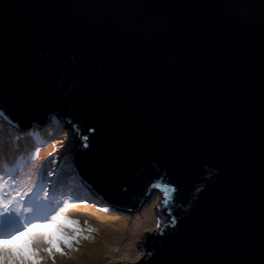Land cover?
<instances>
[{
	"label": "water",
	"instance_id": "95a60500",
	"mask_svg": "<svg viewBox=\"0 0 264 264\" xmlns=\"http://www.w3.org/2000/svg\"><path fill=\"white\" fill-rule=\"evenodd\" d=\"M0 73V119L65 121L93 195L163 192L127 264H264L262 0H0Z\"/></svg>",
	"mask_w": 264,
	"mask_h": 264
},
{
	"label": "snow or ice",
	"instance_id": "6c2138e0",
	"mask_svg": "<svg viewBox=\"0 0 264 264\" xmlns=\"http://www.w3.org/2000/svg\"><path fill=\"white\" fill-rule=\"evenodd\" d=\"M9 88L10 82L0 73V97ZM5 115L0 108V116ZM11 123L19 135L32 131L28 129L25 132L15 121ZM87 139L83 137L81 147H88ZM46 146L47 143L36 144L29 153V159L24 160L21 155L11 165L0 154V264H57L58 256H69L81 237L91 238L85 233L95 231L91 226L84 228L80 220L70 214V210L89 207L90 203L88 199L75 197L70 191L65 195L59 156L52 155L50 163L53 167L50 170L45 164L34 172L24 173V167L34 163L40 148ZM171 191L176 189L173 187ZM170 223L175 226L176 218L173 217Z\"/></svg>",
	"mask_w": 264,
	"mask_h": 264
},
{
	"label": "rangeland",
	"instance_id": "374dc122",
	"mask_svg": "<svg viewBox=\"0 0 264 264\" xmlns=\"http://www.w3.org/2000/svg\"><path fill=\"white\" fill-rule=\"evenodd\" d=\"M51 122H52V124H51L48 131H49V136H53L52 137V139H53L52 145L53 146L50 148L41 147L40 152H39V156L42 157L45 155L46 161L44 162V165L47 164V168L49 170L53 167V165L50 163V161L52 159V155L54 154L56 156H59L60 160L62 161L61 178H64L65 175H69V174L74 175V171L72 170V166H71L70 157L72 155V152L75 150V140L73 141L70 137L71 129H69V127L66 126L65 121H61V119L58 117H53ZM3 126H4V124L0 120V133L1 134L6 132V130L3 131ZM43 143H44V141H43ZM36 144H38V143L35 142V145ZM28 146H29L28 144L24 143L23 147H21V151L17 152L15 150L16 155H12L7 160H11L13 157L17 156V154L21 153V152H24L23 159L27 158V157H28L27 159H29L28 150L30 148H28ZM67 156H69V157H67ZM42 161H43V159L41 158V159L35 160L34 163H28L24 167V173H30V172H34L35 170L40 169L41 166L43 165ZM69 164H70V166H69ZM18 174H20L19 171H18ZM20 175L23 176V174H20ZM76 179H78V178L76 177ZM61 180L65 181V179H61ZM72 180L75 181L74 178ZM66 184L67 183H65V185ZM69 187H70V185H66L65 189L67 190V192H68ZM73 192L74 193L79 192L78 194L74 195L75 197L82 198V195L85 194V195H87V199L90 202H93L92 199H94V197H93L92 192H89L86 189L81 188V187L78 188L77 190H73ZM162 201H164L163 192L158 190V189H155L150 193L149 199L144 203V206H142V208L140 210H137V211H128V210L123 211L120 209L119 210H117V209L111 210L110 207H108V206H101L98 201L94 202L95 206L90 205L89 207H86V208L83 207L86 210L83 208H76V209L70 210V214L74 218L79 219L81 222V225L84 228L91 226L92 228L95 229V231L91 232V233H85L86 235H88L91 238L84 239L83 237H81L79 240V243L76 244L74 246V248L70 250L71 254L69 256H58L57 257V264H83L81 262L80 258L78 257V255H80L82 252H84L83 248L87 249L86 252H90L87 244L89 245L94 240L96 241L97 238L102 234V232L106 231L108 228L115 226V224H113V223H108L105 225L103 224L100 226L99 225L100 220L98 221V218H97L98 214H100V215L113 214L109 219H116L115 215L122 216L127 220L131 219L132 217L133 218L138 217L140 221H139V223H137L135 225V227L133 228V231H132V229L129 228L132 221H130L128 226L124 225V227L127 226L126 229L128 231H130L134 235H136V237L133 239V242H134L133 251L122 252V250L115 249L116 253L114 255L107 256L108 258L106 260H98L95 258L91 262H93V264H113V263L127 264L128 262H131V263L137 262L138 260H140L144 256V250H143V246H142V241L144 239V236L147 234V232H150V231L158 228L157 225L162 226L167 221V215L160 208V206L162 205ZM104 208H107L108 210L104 211L103 210ZM85 222H87V223H85ZM126 223H128V222H126Z\"/></svg>",
	"mask_w": 264,
	"mask_h": 264
},
{
	"label": "bare ground",
	"instance_id": "6f19581e",
	"mask_svg": "<svg viewBox=\"0 0 264 264\" xmlns=\"http://www.w3.org/2000/svg\"><path fill=\"white\" fill-rule=\"evenodd\" d=\"M112 215L113 214L110 215L98 214L97 218L98 221L100 220L99 221L100 226L108 223H113L115 224V226L108 228L106 231L102 232V234L97 238L96 241L94 240L89 245L87 244L90 252H86L87 249L83 248V251L85 253L82 252L80 255H78V257L80 258L83 264H93V262L91 261L95 258L98 260H106L108 258L107 256L114 255L116 253L115 249L122 250V252L133 251V245H134L133 239L136 237V235L128 231L126 228L130 223V221H132L129 228L132 229L133 231L135 225L140 221L139 218L132 217L131 219L127 220L122 216L115 215L116 219H109ZM124 225L127 226L124 227Z\"/></svg>",
	"mask_w": 264,
	"mask_h": 264
},
{
	"label": "trees",
	"instance_id": "16d2710c",
	"mask_svg": "<svg viewBox=\"0 0 264 264\" xmlns=\"http://www.w3.org/2000/svg\"><path fill=\"white\" fill-rule=\"evenodd\" d=\"M51 124H52V122L47 123L48 127L47 128L44 127L43 129L40 130V133H39L41 138H42V141H44V143H47L46 148H50L53 146L52 145V142H53L52 137L53 136H49V131H48ZM4 130H6V132L8 134L6 132L2 133V134L0 133V154H2L4 157L9 159L12 155H16L15 150L17 152L21 151V147H23L24 143L29 145L28 148H30V149L28 150V153L31 152V150L33 149L35 142H36L33 133L27 132L26 135H19V133L15 132L7 124H4L3 131ZM21 155L24 156V152L18 153L17 156L13 157L11 160H7L8 163L10 165L14 164L17 161V157H19ZM67 157H69V156H67ZM27 158H24V160H26ZM41 158L43 159L42 164L44 165V162L46 161L45 155L42 157L39 156L36 160L41 159ZM69 166H70V164H69ZM73 178L75 179V181L72 180ZM61 179H65V181L64 180L62 181L64 184L67 183L66 185H70V187L68 188V192L71 191L73 193V195H76L79 193V192H77V193L73 192V190H77L78 188H80L78 183L76 182L77 179L73 174L65 175V177L61 178ZM64 192L67 195L68 192L66 189H64ZM82 198L87 199V195H85V194L82 195ZM93 202L89 201L90 205H92Z\"/></svg>",
	"mask_w": 264,
	"mask_h": 264
},
{
	"label": "clouds",
	"instance_id": "9594fccd",
	"mask_svg": "<svg viewBox=\"0 0 264 264\" xmlns=\"http://www.w3.org/2000/svg\"><path fill=\"white\" fill-rule=\"evenodd\" d=\"M51 120H52V119H51ZM51 120H50V121H51ZM43 128H44V127H41V129H43ZM32 129H37V127H32L31 130H32ZM41 129H40V130H41ZM14 131L17 132V133H19L17 130H14ZM26 131H27V130H26ZM26 131H25V132H26ZM70 161H71V160H70ZM71 166H72V169H73L72 162H71ZM74 176L76 177L75 174H74ZM158 190H160V189H158ZM160 191H161V190H160ZM96 196H97V195H96ZM97 197H98V196H97ZM98 198H99V197H98ZM98 202H99V204H100L101 206H108V207H110L111 210H116V209L119 210V209H120V210L126 211L125 209L115 207L113 204H112V206H110L108 203L104 202V201H103L102 199H100V198H99ZM128 211H130V210H128Z\"/></svg>",
	"mask_w": 264,
	"mask_h": 264
}]
</instances>
